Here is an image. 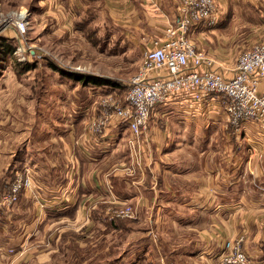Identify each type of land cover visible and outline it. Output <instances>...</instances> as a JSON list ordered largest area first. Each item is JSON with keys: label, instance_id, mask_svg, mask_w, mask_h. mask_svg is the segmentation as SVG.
Here are the masks:
<instances>
[{"label": "rangeland", "instance_id": "obj_1", "mask_svg": "<svg viewBox=\"0 0 264 264\" xmlns=\"http://www.w3.org/2000/svg\"><path fill=\"white\" fill-rule=\"evenodd\" d=\"M234 2L231 7L222 8L223 16L229 15L230 21L213 36L218 59L232 71L238 55L264 39V0ZM105 8L104 13L90 8L83 10L75 20L69 21L68 17L52 12L51 0H0V189L3 190L0 199L8 194L16 196L7 206L0 205L1 222L6 217L7 222L3 224L6 223L11 232L7 231L6 246L0 247V262H3L0 264H108L149 230V223L141 221L132 200L126 204L132 206L133 214L118 216L109 200L100 203L101 200L87 199L86 195H76L73 187L74 197L78 196L76 205L85 198L84 205L95 213L105 203L103 220L113 216L109 220L111 225L97 223L92 214V217L84 216L83 223L78 221V226H74L71 221L74 216L64 220L61 213L43 207L34 195L37 179H43L45 186L51 189V177H56L59 184L67 180V174L74 176V173L89 178L105 174L103 176L111 178L117 165L107 155L88 168H80L71 146L65 148L68 141L65 135L73 126L70 115L78 111L75 102L84 103L82 113L87 106L83 129L94 138L86 129V122L96 117L103 97L112 95L117 101L124 100L130 77L138 70L143 51L150 47L153 39L138 43L124 39L123 36H129L135 29L126 22H117L131 14L126 11L128 16L117 17ZM143 10H137L136 15L142 17ZM173 19L174 16H170L166 22ZM21 22L25 23L23 29L18 27ZM190 38L194 41L192 35ZM204 54L215 61L208 53ZM72 72L102 80L97 83L78 80L69 75ZM74 99L75 102L69 103ZM222 112L229 130L227 143L239 140L241 135L243 143L251 147L256 143L264 146V117L259 118L260 122L245 120L256 124L254 127L260 133L247 136L241 126L236 130L230 125ZM118 120L109 117L104 129ZM219 134L220 131L215 132L213 137L216 144L221 143ZM129 138L126 144L134 150L138 147L137 140L131 143ZM131 171H124V175L131 176ZM26 179L31 180L32 186H27ZM18 184L19 189L14 191ZM18 204L21 216L13 217L12 208ZM262 220L264 228V217ZM144 225L147 228H142ZM239 236L245 240L244 234L232 239ZM148 237L153 238L151 233ZM244 251L252 260L245 247ZM6 255L7 260H4L2 257Z\"/></svg>", "mask_w": 264, "mask_h": 264}, {"label": "crops", "instance_id": "obj_2", "mask_svg": "<svg viewBox=\"0 0 264 264\" xmlns=\"http://www.w3.org/2000/svg\"><path fill=\"white\" fill-rule=\"evenodd\" d=\"M216 3L218 22L213 26L198 23L192 38L198 49L215 59V68L230 77L233 71L218 59L213 36L230 21L229 15L223 16L222 8L236 2L217 0ZM175 5L174 0H51L52 12L68 17L69 21L89 8L104 13L106 7L105 10L110 9L117 17L128 16L127 11L131 15L117 23L126 22L135 29L129 36H123L134 43L162 36L166 19L175 16ZM142 9L144 15L137 16V10ZM259 88H264V79ZM75 103L78 111L70 115L73 126L65 135L68 137L65 148L71 146V153L80 168H88L91 163L109 155L113 164L117 162L112 177L103 174L89 178L74 173V176L67 174V180L60 184L56 177H51V189L45 186L43 179H37L34 195L43 207L61 213L64 220L74 216L71 219L74 226H78V221L83 223L84 216L92 217L94 211L84 205L85 198L76 205L78 196L74 197L73 187L76 195H86L87 199L101 200L100 203L111 199L132 200L141 221L149 223V230L108 264H217L225 242L239 234L245 235L243 246L253 260L264 261V228L261 225L264 217V146L256 143L251 147L245 141L243 143L241 135L239 140L227 143V123L222 109L214 102L191 103L185 97L177 96L158 106L151 112L148 128L139 137L138 147L134 150L126 144L129 129L120 121L111 124L103 137L91 138L84 133L87 106L82 113L84 103ZM255 125L243 122L240 129L247 136L253 132L260 134ZM219 131L221 143L216 144L213 137ZM128 169L132 170L131 176L124 175ZM46 184L50 182L46 181ZM20 211L18 204L11 214L18 217ZM42 213L45 214V209ZM102 217L96 220L97 223L107 221ZM5 219L3 222L0 219V229H3L0 230V247L6 246L5 237L10 232L6 223L3 224L7 222ZM24 230L26 232L27 228ZM150 233L153 238L148 237ZM7 256L2 258L7 260Z\"/></svg>", "mask_w": 264, "mask_h": 264}, {"label": "built area", "instance_id": "obj_3", "mask_svg": "<svg viewBox=\"0 0 264 264\" xmlns=\"http://www.w3.org/2000/svg\"><path fill=\"white\" fill-rule=\"evenodd\" d=\"M176 1L173 21L166 22L163 35L153 38L150 47L143 51L139 68L130 77L124 100L117 101L112 95L103 97L96 117L86 122V129L95 137H103L109 117H115L127 125L133 137L129 141L132 143L136 139L138 143L148 128L154 108L177 96L191 103L214 102L236 130L245 120L264 117V89H259L264 78V39L241 52L232 75L226 77L215 68V61L190 38L198 23L213 26L218 22L215 0ZM24 24L21 22L18 27L23 29ZM26 183L32 186L31 180L26 179ZM19 187L20 184L16 185L14 191ZM15 198V194L4 195L0 205L7 206ZM109 202L118 216L133 214L127 202L116 199ZM112 218L109 215L104 220ZM243 241L242 236L227 240L217 264H264V261L249 259Z\"/></svg>", "mask_w": 264, "mask_h": 264}, {"label": "trees", "instance_id": "obj_4", "mask_svg": "<svg viewBox=\"0 0 264 264\" xmlns=\"http://www.w3.org/2000/svg\"><path fill=\"white\" fill-rule=\"evenodd\" d=\"M83 23H84V21L86 22V19H82L81 20ZM71 77H76L78 80L79 79H83L84 81L86 80V82H95V83H97V82H99L98 80H102L101 78L99 79V78H94V77H92V76H89V74H83V73H78V72H72V73H70L69 74ZM105 79V78H104ZM107 80V79H106ZM109 81V80H108ZM104 82V81H103ZM13 176V175H12ZM6 185H7V187H8V185H9V183H6ZM6 187V188H7ZM3 192V190H1L0 189V193H2ZM105 203H102V205H100L98 208H97V211L99 210V212H95L94 213V217H95V220H98V218H99V216L101 215H103V209H104V205ZM105 223V225L106 224H108V225H111L112 224V222H109V221H106V222H104ZM117 226V225H116Z\"/></svg>", "mask_w": 264, "mask_h": 264}]
</instances>
